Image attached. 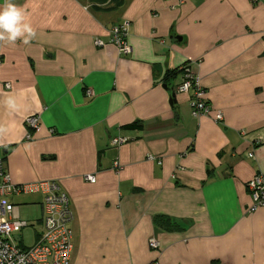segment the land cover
<instances>
[{"label":"crops","instance_id":"obj_1","mask_svg":"<svg viewBox=\"0 0 264 264\" xmlns=\"http://www.w3.org/2000/svg\"><path fill=\"white\" fill-rule=\"evenodd\" d=\"M12 2L35 36L0 40V155L13 184L67 195L70 264H264V209L249 212L246 190L264 176V0ZM123 22L126 57L109 43ZM184 65L209 116L177 91ZM24 196L41 209L40 190L11 201Z\"/></svg>","mask_w":264,"mask_h":264},{"label":"built area","instance_id":"obj_2","mask_svg":"<svg viewBox=\"0 0 264 264\" xmlns=\"http://www.w3.org/2000/svg\"><path fill=\"white\" fill-rule=\"evenodd\" d=\"M129 23L123 22L110 30L109 43L114 45L120 56L126 57L131 53L128 44ZM105 44L95 41V46ZM180 72L184 76L182 85L177 89L179 93L192 91L191 109L194 118L209 116L210 109L205 101V90L201 87L199 78L192 72L191 66L184 65ZM10 89V85H5ZM217 122L222 121L221 113L215 116ZM30 131H39V118L30 117L25 120ZM29 139L30 137L27 136ZM127 139H112L113 146H121ZM254 160L252 153L247 155ZM85 180L91 184L96 181L95 176L87 175ZM40 190L43 193L41 204V218L37 222L38 232L35 235V244L31 248L21 249L19 233L28 227L21 220L18 207L11 202L14 195ZM246 190L252 201L249 212L264 209V176L256 175L246 184ZM73 220L69 208L67 195L55 182H42L26 186H17L12 183L10 175L4 169V158L0 155V264H70L73 249V234L70 223ZM18 237V240H16ZM150 248L157 249L155 240L150 241ZM156 264V263H153Z\"/></svg>","mask_w":264,"mask_h":264},{"label":"clouds","instance_id":"obj_3","mask_svg":"<svg viewBox=\"0 0 264 264\" xmlns=\"http://www.w3.org/2000/svg\"><path fill=\"white\" fill-rule=\"evenodd\" d=\"M35 36V31L27 21V13L23 7L17 6L12 0H5L0 6V40L15 42L18 38H23V43L27 44ZM7 105L14 109L16 104L9 97ZM7 129L0 127V132Z\"/></svg>","mask_w":264,"mask_h":264},{"label":"rangeland","instance_id":"obj_4","mask_svg":"<svg viewBox=\"0 0 264 264\" xmlns=\"http://www.w3.org/2000/svg\"><path fill=\"white\" fill-rule=\"evenodd\" d=\"M12 203L18 207L21 220L28 224V227L19 233L21 238L19 247L21 249L31 248L35 244V235L38 232L37 222L41 218V209L38 205L40 198L24 196L14 199Z\"/></svg>","mask_w":264,"mask_h":264},{"label":"trees","instance_id":"obj_5","mask_svg":"<svg viewBox=\"0 0 264 264\" xmlns=\"http://www.w3.org/2000/svg\"><path fill=\"white\" fill-rule=\"evenodd\" d=\"M137 127V126H128V128ZM154 224L163 231L166 232H175L178 231L179 227L175 225L171 219L163 216L155 217Z\"/></svg>","mask_w":264,"mask_h":264},{"label":"water","instance_id":"obj_6","mask_svg":"<svg viewBox=\"0 0 264 264\" xmlns=\"http://www.w3.org/2000/svg\"><path fill=\"white\" fill-rule=\"evenodd\" d=\"M164 89H167V87L164 86ZM169 102H170V105H173L175 103V94L171 95ZM16 240H18V237H16Z\"/></svg>","mask_w":264,"mask_h":264}]
</instances>
